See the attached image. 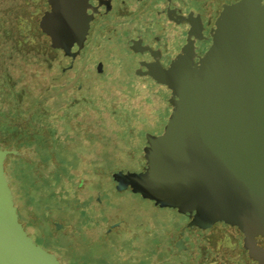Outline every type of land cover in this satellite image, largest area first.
<instances>
[{"label": "rangeland", "instance_id": "374dc122", "mask_svg": "<svg viewBox=\"0 0 264 264\" xmlns=\"http://www.w3.org/2000/svg\"><path fill=\"white\" fill-rule=\"evenodd\" d=\"M25 52L17 100L26 110V120L28 109L36 104V117L27 123L41 138L38 144L18 149L13 142L5 145L16 130L7 135L0 131V149L22 150L28 156L23 165L10 157L5 168L26 234L55 254L60 264H175L163 262L164 237L181 218L130 191L116 192L109 175L139 170L142 133L157 134V124L166 117L159 114L165 104L157 87L122 77L121 69L112 64L119 61L115 47L107 46L102 53L91 47L62 77L59 66L67 61L60 53L33 45ZM54 58L57 78L50 83L46 66ZM101 58L109 63L103 77L93 72ZM15 103L10 99V111ZM19 119L9 118L11 128ZM129 141L133 149L126 145ZM81 145L87 150L84 164L74 159ZM54 223L63 227L56 230ZM116 223L120 226L107 235Z\"/></svg>", "mask_w": 264, "mask_h": 264}, {"label": "water", "instance_id": "95a60500", "mask_svg": "<svg viewBox=\"0 0 264 264\" xmlns=\"http://www.w3.org/2000/svg\"><path fill=\"white\" fill-rule=\"evenodd\" d=\"M60 11L47 17L51 46L65 56L82 48L84 28ZM213 45L197 69L178 80L177 95L161 136H147L146 167L140 173H112L117 192L130 187L159 207L187 209L197 221L223 220L241 229H264V4L239 0L223 7ZM54 32H50L53 31ZM13 149H0V264H60L36 245L17 214L5 172ZM198 200H194V198ZM181 211V210H180ZM191 217V216H190ZM56 230L63 226L55 223Z\"/></svg>", "mask_w": 264, "mask_h": 264}, {"label": "flooded vegetation", "instance_id": "af4514ba", "mask_svg": "<svg viewBox=\"0 0 264 264\" xmlns=\"http://www.w3.org/2000/svg\"><path fill=\"white\" fill-rule=\"evenodd\" d=\"M237 1L239 0H0V131L7 135L13 129L17 133L7 137L5 145L13 142L12 147L22 149L26 144H38V139L41 138L37 131L32 130L34 126L28 124L30 119L36 117V104L28 109L31 114L26 120V110L17 100L20 96L19 79L25 75L23 68L27 45L44 47L54 54L60 53L61 60L67 61L66 66H59L61 77L71 72L76 60L82 58L91 47L97 50L101 48L102 53L110 46L117 49L119 61L112 64L121 69L122 77L156 86L157 96L165 104L159 114L166 117L162 124H157L158 133L153 135L143 132L141 135L139 170L116 173L124 175L142 172L147 163L144 154L147 136L158 137L164 133L173 113L174 103L178 100L177 95L168 87V84L175 82L170 69L178 63V80L197 69L200 59L213 45L215 22L223 7ZM60 3L67 5L66 9L63 8L68 13L67 17L70 20L78 19L85 31L80 50L77 43L70 45L69 53L73 56H65L62 49L52 47L51 38L46 33V30L57 25L48 23L47 17L61 10ZM108 64L102 58L96 61L94 74L103 77L109 70ZM46 67L50 70L49 82H55L57 58L49 60ZM52 69L55 70V75L51 74ZM76 89L79 91L81 86L78 85ZM34 98L35 101L39 100L35 96ZM10 99L16 100L11 111ZM10 117L21 118L14 128H11ZM131 144L130 141L126 143L133 149ZM78 150L74 159L79 164L86 163L85 146H79ZM11 157L21 160L22 165L28 164V156L22 150L18 151V156ZM9 158L10 156L6 158L7 162ZM129 158L134 159L132 153H129ZM112 181L114 188L117 183L113 179ZM126 191L132 192V189L128 187L118 193ZM132 193L142 198L138 193ZM143 200L150 202L154 208L170 210L182 220L165 234L163 256L166 258L163 262L174 260L175 264H264V229H241L223 220L209 224L197 221L190 225L196 215L194 209L190 215L187 209L180 211L177 207H159L153 200ZM96 202L102 204L103 200L96 198ZM119 226V223L112 225L107 229V235Z\"/></svg>", "mask_w": 264, "mask_h": 264}, {"label": "trees", "instance_id": "16d2710c", "mask_svg": "<svg viewBox=\"0 0 264 264\" xmlns=\"http://www.w3.org/2000/svg\"><path fill=\"white\" fill-rule=\"evenodd\" d=\"M11 157V156H10Z\"/></svg>", "mask_w": 264, "mask_h": 264}]
</instances>
